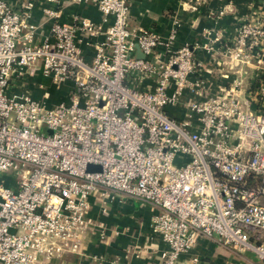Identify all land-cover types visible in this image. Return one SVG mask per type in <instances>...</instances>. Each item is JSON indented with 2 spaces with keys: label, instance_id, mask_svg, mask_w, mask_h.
Instances as JSON below:
<instances>
[{
  "label": "built area",
  "instance_id": "built-area-1",
  "mask_svg": "<svg viewBox=\"0 0 264 264\" xmlns=\"http://www.w3.org/2000/svg\"><path fill=\"white\" fill-rule=\"evenodd\" d=\"M95 5L106 28L87 18L62 24L61 7L48 8L55 21L36 43L32 1L17 10L0 0V264L79 252L96 229L105 240L94 209L109 215L112 202L128 200L157 210L152 227L168 246L159 264H176L199 237L264 263V80L191 100L177 118L168 108L202 63L188 45L173 49L174 33L162 41L132 28L131 0ZM78 32L103 37L89 42L90 60ZM220 53L262 62L264 24L245 20ZM39 72L68 85V100L10 94L14 77Z\"/></svg>",
  "mask_w": 264,
  "mask_h": 264
},
{
  "label": "crops",
  "instance_id": "crops-1",
  "mask_svg": "<svg viewBox=\"0 0 264 264\" xmlns=\"http://www.w3.org/2000/svg\"><path fill=\"white\" fill-rule=\"evenodd\" d=\"M26 1L10 0L17 10H22ZM30 1L33 6L28 21L35 26L36 43L43 41L55 21L46 13L48 8L61 7L58 20L68 26L81 18L91 19L104 28L108 25L95 0L64 1L63 5L50 0ZM250 19L264 24V0H131L132 28L152 30L162 41L174 33L173 49L188 45L194 59L202 63V69L192 77L194 84L184 90L177 104L169 106L173 116L185 118L191 100L202 101L230 89L238 81H242L241 90L245 92L264 80V55L260 63L254 57L251 62L239 65L220 53L226 45L232 44L244 21ZM102 38L101 35L87 38L78 32V45L85 59L90 60L95 52L89 42ZM158 50L163 52L165 46L160 45ZM50 80L40 72L33 76L24 74L13 78L9 92L17 97L46 98L49 105L68 100L70 87L58 88L51 83V88ZM100 210L95 208L93 215L106 225L105 240H101L99 229L88 231L79 252L41 258L38 264H111L114 260L117 264H159L168 246L152 227L157 210L131 200L112 202L109 215L101 214ZM197 241L194 248L179 255L176 264H264L252 252H236L204 237Z\"/></svg>",
  "mask_w": 264,
  "mask_h": 264
},
{
  "label": "water",
  "instance_id": "water-1",
  "mask_svg": "<svg viewBox=\"0 0 264 264\" xmlns=\"http://www.w3.org/2000/svg\"><path fill=\"white\" fill-rule=\"evenodd\" d=\"M138 54H139V57H143V53L140 51V50H138ZM89 167V169H92V166H88Z\"/></svg>",
  "mask_w": 264,
  "mask_h": 264
},
{
  "label": "rangeland",
  "instance_id": "rangeland-1",
  "mask_svg": "<svg viewBox=\"0 0 264 264\" xmlns=\"http://www.w3.org/2000/svg\"><path fill=\"white\" fill-rule=\"evenodd\" d=\"M26 74H28V73H26ZM50 85H51V88H53V85L52 84H54L51 80H50ZM52 83V84H51ZM58 99V98H57ZM62 99V97H60V100Z\"/></svg>",
  "mask_w": 264,
  "mask_h": 264
}]
</instances>
